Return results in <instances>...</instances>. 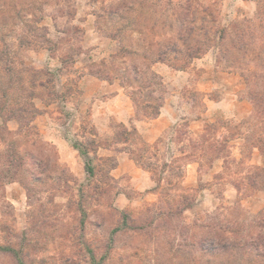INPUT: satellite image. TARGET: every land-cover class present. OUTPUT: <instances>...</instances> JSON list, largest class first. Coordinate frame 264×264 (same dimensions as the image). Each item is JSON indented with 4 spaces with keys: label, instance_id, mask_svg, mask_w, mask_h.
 Segmentation results:
<instances>
[{
    "label": "rangeland",
    "instance_id": "374dc122",
    "mask_svg": "<svg viewBox=\"0 0 264 264\" xmlns=\"http://www.w3.org/2000/svg\"><path fill=\"white\" fill-rule=\"evenodd\" d=\"M214 1L232 38L245 35L248 46L240 52L229 38L226 57L218 45L183 70L157 64L162 83L154 93L136 95L142 104L164 95L155 118L141 106L137 116L131 94L137 85L117 76L128 63L111 57L119 41L98 30V13L106 16L115 0H74L72 18H53L51 5L39 23L43 30L20 23L12 31L17 70L34 68L31 74L24 70L26 85L33 79L41 84L31 129L20 131L14 118L7 122L8 142L16 139L31 152L17 176L3 164L8 144L0 142V264H207L198 247L202 223L264 219V190L248 178L251 166H264V152L244 147L243 139H226L255 114L242 71L264 66L252 59V46L264 49V0ZM165 17L158 4L152 20ZM4 18L0 13V25ZM103 21L109 31L116 18ZM23 36L29 41L24 45L18 40ZM214 122L220 128L205 132ZM185 124L186 135L174 128ZM204 134L213 148H202ZM218 153L228 163L224 157L212 161ZM37 156L46 157V166L39 168ZM184 196L194 200L186 209Z\"/></svg>",
    "mask_w": 264,
    "mask_h": 264
},
{
    "label": "trees",
    "instance_id": "16d2710c",
    "mask_svg": "<svg viewBox=\"0 0 264 264\" xmlns=\"http://www.w3.org/2000/svg\"><path fill=\"white\" fill-rule=\"evenodd\" d=\"M73 3L74 0H0V13L5 15L4 23L2 22L0 25V81L6 75L10 77L6 89L3 84L5 81L0 82V142H3L4 145L6 142L8 144L4 148L7 154L2 151L1 157L3 164L9 170L8 173L12 176H17L23 170L25 159L31 152L28 148L24 150L23 145L16 139H10L8 142L7 134L11 131L7 122L14 118L21 122L20 131H24L25 128L31 129L29 125L37 113L33 98L36 88L41 84L33 79L29 81L30 87L26 85L27 77H25L24 70L31 74L35 73L34 68L22 66L24 69L17 70V53L15 52L11 56L13 50L9 41L12 38L17 39L12 31H16L20 23L29 25L30 31L33 29L43 30L44 27L39 23L43 21L47 10H49L48 6L51 5H53L55 13L53 18L66 14L72 18L75 16V8L72 9ZM158 4L163 6L166 13L165 20L160 23L151 18ZM105 12H107L106 16L98 13V30L119 41V50L111 57L113 63L118 58L123 61V64L128 63L127 70L124 73L119 71L117 76L123 78L129 86H132V83L137 85L131 91L137 104V116L141 110L140 106L145 108L148 118H155L161 112L164 101L163 94L156 93L157 101H146L145 104L136 98L137 94L143 93L146 89H150L149 91L154 93L157 89L155 87L162 83V81L156 80L157 74L154 67L157 64H167L176 70H183L196 58L205 55L213 46L218 47L219 45L221 54L226 57L229 54V46L225 47V43L229 38H231V48L238 49L240 52L249 44L245 35L239 36L236 41L232 38V26L230 23L222 22L221 12L214 0H115L114 3H109ZM109 17L116 18V22L113 23V28L108 31L103 18ZM80 29V27H75L72 31L78 32ZM18 40L23 45L25 42H29L24 36ZM252 47L254 53L252 59L264 60L262 45L255 44ZM59 49L60 46L57 45L53 49V54L57 55ZM113 69L118 70L117 66H113ZM91 73L103 79L113 80L111 75L102 74L100 71L91 70ZM242 73L246 80L248 95L254 104L255 114L250 119H244L236 124L234 128L237 129V132L231 133L226 139L227 141L243 139L244 147L250 144L252 151L259 149L264 152V66L260 65L259 67L258 65L253 69L244 70ZM25 119L27 121L24 123ZM185 125V127L176 125L174 128H178L179 132L186 135L189 130L187 124ZM219 125L216 122L209 123L204 127V131L210 133V131L218 130ZM225 126H227V131L231 130L228 125ZM245 127L251 131H244ZM131 130L136 134L135 128ZM201 138L203 140L200 144L203 149L206 147L211 149L215 145L207 141L205 134ZM224 146L226 145L224 144ZM229 148L231 147L229 146ZM38 154L40 155L39 152ZM38 156L35 157L36 162H39V168H43L47 164V159L45 156ZM223 157L228 163V156L220 153L211 157V160ZM236 160L234 159V161ZM227 166L225 165V168ZM251 169L249 172L251 176L248 175L250 185L254 189L264 190V166H251ZM87 170L91 175L94 174L93 166L88 165ZM258 177L261 179L259 185ZM184 197L183 208L186 209L192 205L194 200L189 196ZM253 223L247 225L239 219L229 220L226 223H222V221L220 223L211 221L202 223L200 226L203 225V229L198 247H200L204 262L207 264H264V219L255 220Z\"/></svg>",
    "mask_w": 264,
    "mask_h": 264
},
{
    "label": "crops",
    "instance_id": "0c3cea01",
    "mask_svg": "<svg viewBox=\"0 0 264 264\" xmlns=\"http://www.w3.org/2000/svg\"><path fill=\"white\" fill-rule=\"evenodd\" d=\"M167 126H168V125H165L164 127H158L157 130H155V131H153V132L151 133V135H152V134L155 135V136L159 135L163 130H165V128H166ZM157 132H158L159 134H156Z\"/></svg>",
    "mask_w": 264,
    "mask_h": 264
}]
</instances>
